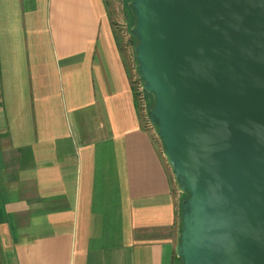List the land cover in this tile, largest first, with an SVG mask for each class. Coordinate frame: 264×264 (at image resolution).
I'll return each instance as SVG.
<instances>
[{"label":"crops","instance_id":"0c3cea01","mask_svg":"<svg viewBox=\"0 0 264 264\" xmlns=\"http://www.w3.org/2000/svg\"><path fill=\"white\" fill-rule=\"evenodd\" d=\"M115 18L0 0V264H181L183 194Z\"/></svg>","mask_w":264,"mask_h":264},{"label":"water","instance_id":"95a60500","mask_svg":"<svg viewBox=\"0 0 264 264\" xmlns=\"http://www.w3.org/2000/svg\"><path fill=\"white\" fill-rule=\"evenodd\" d=\"M182 264H264V0H133Z\"/></svg>","mask_w":264,"mask_h":264},{"label":"built area","instance_id":"2783aa9c","mask_svg":"<svg viewBox=\"0 0 264 264\" xmlns=\"http://www.w3.org/2000/svg\"><path fill=\"white\" fill-rule=\"evenodd\" d=\"M125 30L128 31L127 25H125ZM124 35L125 36L128 35L130 38L129 34H124ZM131 68L133 71V80H132L133 91H134V95L137 100L138 107L145 119L146 126L149 129L154 130L157 134L156 127L149 120V112L151 111L150 110V97H149V94L144 89V81L141 78V75L139 74V67H138V64L136 63L135 58L131 60Z\"/></svg>","mask_w":264,"mask_h":264},{"label":"rangeland","instance_id":"374dc122","mask_svg":"<svg viewBox=\"0 0 264 264\" xmlns=\"http://www.w3.org/2000/svg\"><path fill=\"white\" fill-rule=\"evenodd\" d=\"M106 1H107V3H109V7L112 10V13L114 15H116L115 22L118 25V27H121L122 28V31H123L124 34H129L130 35L131 23H130L129 16L131 17V19H132V16L130 14V11L125 6L126 0H106ZM129 1H128V3H129ZM128 21H129L130 24L128 23ZM126 24H129V26H130L129 29H128V31L125 30V25ZM128 38H129V36L127 35L125 37V40L128 39ZM136 45H137V42L132 43L130 45V52L132 54H133V51L135 50ZM150 96H151L150 97L151 98L150 100L154 102V97L152 95H150ZM164 159H165V156H164ZM165 163L167 164L166 159H165ZM167 168H168V171H169L171 177L174 179V174H173L172 170L170 169V167L168 166V164H167ZM175 185H176V183H175ZM175 188L179 190V188H178L177 185L175 186ZM187 197H188L187 194H183L182 195V201L184 199H186Z\"/></svg>","mask_w":264,"mask_h":264},{"label":"trees","instance_id":"16d2710c","mask_svg":"<svg viewBox=\"0 0 264 264\" xmlns=\"http://www.w3.org/2000/svg\"><path fill=\"white\" fill-rule=\"evenodd\" d=\"M128 1L129 0H126V4H125V6H126V8L130 11V14H131V16H132V19H131V17L129 16V18H130V23H131V27L129 26V21H128V23L129 24H127V26H128V29H129V27L131 28V29H133L135 26H136V23H137V21H136V17H135V13H134V10H133V8H132V2H133V0H130L129 1V3H128ZM131 31V30H130ZM135 42H137L135 39H133V38H129V44L131 45L132 43H135ZM134 54H135V52H134ZM135 60H136V63H137V59H136V55H135ZM138 64V63H137ZM139 74H140V72H139ZM149 97H151L150 95H149ZM151 99V98H150ZM154 105H155V99H154V102L153 101H151L150 100V110L154 107ZM181 215H182V210H181ZM182 217V216H181ZM181 221H182V218H181ZM181 228H182V222H181ZM179 262L182 264V260L181 259H179Z\"/></svg>","mask_w":264,"mask_h":264}]
</instances>
